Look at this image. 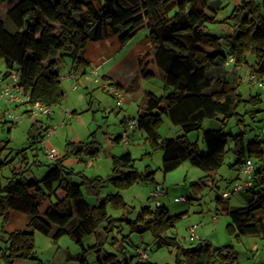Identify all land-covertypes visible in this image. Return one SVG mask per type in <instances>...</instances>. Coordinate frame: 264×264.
Returning a JSON list of instances; mask_svg holds the SVG:
<instances>
[{
  "label": "trees",
  "instance_id": "obj_1",
  "mask_svg": "<svg viewBox=\"0 0 264 264\" xmlns=\"http://www.w3.org/2000/svg\"><path fill=\"white\" fill-rule=\"evenodd\" d=\"M208 1L17 0L7 10L6 18L0 19V61L5 67L0 83L10 72L16 71L22 92L30 97L29 102L55 106L64 95L59 73V64L64 58L70 60V71H85L91 62L85 56L90 40L115 38L122 47L140 28L146 27L153 47L150 60L144 62L141 56L137 59L138 70L129 84L111 82L110 85L123 93L133 92L140 77L152 75L147 68L149 62L160 71L164 89H169V92L165 96L145 92V108L135 118L138 130H142L146 140L161 151L163 173L188 160L208 175L222 163L229 137L234 141L233 149L239 154L238 163H241L242 133H226L223 126L203 131L206 153H200L197 143L189 141L186 134L199 129L204 119H219L221 124H225L232 117H239L237 108L243 99L237 91V79L234 75L228 81L227 70L223 66L231 63L236 67L251 53L255 57L257 73L264 78V0H240L234 5L225 18L232 23L231 32L222 36L205 31L206 24L220 22ZM222 68L223 72L218 76L211 74L213 70ZM257 101L258 96L250 97L251 104ZM24 112L29 113L27 108ZM162 115L179 126L183 134L160 138L158 127ZM6 122L9 121L2 120L0 115V123ZM48 127L40 120L31 123L30 147L33 145L37 150L36 144L43 141ZM119 137L117 134L114 140L118 142ZM6 144H0V217L6 219L12 211L27 215V230L3 231L7 246L2 258L7 264H13L15 259L34 258V230L51 235L54 241L68 235L81 247L74 256L80 264H87L86 253L96 246L85 247L84 239L99 234L101 225L107 232L117 222H125L130 232L141 234L150 231L156 247L176 245L175 238L168 237L166 233L184 212L172 214L166 206L156 203L154 207H142L135 218L128 215L111 217L106 213L107 204L115 208L126 207L119 192L101 195L107 184L120 190L137 181L153 180L151 169L139 171L134 167L130 152L113 156L109 175L86 176L74 171L66 161L70 156L80 157L82 154L94 157L98 150L94 138L67 141L64 153H57L46 165L44 176L36 179L22 168L29 164L24 157L25 149L17 152L22 159L15 167L14 157L8 158L11 151L2 156L5 149L10 150ZM261 144H264V134L255 135L249 149L259 159L263 152ZM9 164L12 165L10 174L3 181L2 170ZM82 189L94 198L93 203L87 200ZM247 191L250 195L246 205L226 209L231 221L229 225L237 236L264 238V169L261 170L260 165L254 166L253 182ZM46 199L49 204L40 213V205ZM111 243L114 245L118 240L113 238ZM203 247L206 252L211 249L206 243L195 248H181L180 252L189 260L197 259ZM212 251L226 259L227 264H233L232 259L236 257L231 246L212 248ZM135 256H138L136 252L124 260V264H129ZM137 259L133 264H152ZM97 264L122 263L116 254L107 252L98 258Z\"/></svg>",
  "mask_w": 264,
  "mask_h": 264
},
{
  "label": "rangeland",
  "instance_id": "obj_2",
  "mask_svg": "<svg viewBox=\"0 0 264 264\" xmlns=\"http://www.w3.org/2000/svg\"><path fill=\"white\" fill-rule=\"evenodd\" d=\"M16 1H0V18H6L7 9ZM217 1L222 5L214 15L220 22L206 24L205 31L222 36L231 32L230 24L232 23L225 18L231 13L235 0H209L211 4ZM147 35L148 29L142 27L122 47L115 38L102 41L90 40L85 56L92 62V66L83 73L76 72L74 79L71 80L62 78L70 69V60L67 57L64 58L59 64L60 86L64 95L57 105L51 107L49 114L33 116L24 112V108L18 105L11 109L10 112L14 116L10 119L4 112V106L0 105L2 120L9 121L0 123V144L7 142L6 145L10 149H5L2 156L7 155V151H11L8 158L14 157L13 164L16 165L22 159V155L17 152L25 149L24 157L29 164L26 167L23 165L22 168H26L29 174L40 179L46 172V165L51 162L45 154L47 148L54 147L57 153L62 155L67 141H88L94 138L98 146L94 157L86 154L80 157L70 156V159L74 161L68 163V166L74 171L86 176L105 177L110 174L113 156L126 152H130L136 169L143 171L149 168L153 171L152 181H137L124 189L117 190L107 184L102 189L101 195L119 192L126 203L124 209L107 204V215L111 217L128 215L129 218H135L142 207H154L156 201L166 206L172 214L184 212L182 218L166 233L168 237L175 238L176 245L156 247L150 231L141 234L130 232L125 222L120 224L117 222L115 227L107 232L101 225L99 234L90 235L83 241L85 247L96 245L86 253L87 264H97L98 258L107 252L116 254L118 260L124 264V260L135 255L137 246L143 248L148 256L142 261L152 264H196L199 262L227 264L226 259L212 251V248L224 246H231L236 253V257L232 259L233 264H264V238L256 235L237 236L229 225L231 221L226 213L227 208L246 205L250 195L249 191L231 192L235 184L245 179L241 170L242 162L249 158L255 167L264 163V144H261L263 151L261 159L253 151H249L253 146L255 135L264 134V90L250 79L251 72H257L255 57L248 53L242 64L236 67H233L231 63L223 66L227 70L228 81H231L234 75L237 79V91L243 99L237 108L239 117H232L225 124H221L219 119H204L199 129L186 134L189 141L197 143L200 153H206L202 140L203 131L223 126L226 133L232 135L242 133L241 163H238L239 154L233 149L234 141L229 137L226 146L228 150L224 154L222 163L208 175L188 160L183 161L176 169L163 173L161 151L146 140L142 130H133L135 132L129 134L125 143L121 137L118 142L114 140L117 134H122L125 126L123 120L136 117L142 110L145 92H152L158 96H165L169 92V89H164L160 71L149 62L148 69L152 75L149 78L140 77L138 87L133 92L122 93L123 99L120 105L116 104L115 95L111 92V79L104 77V75H110L121 82H127L129 76L133 77L137 68V59L141 56L144 57V62L150 60L149 54L153 47ZM223 68L213 70L211 74L218 76L223 72ZM92 69H96V74L90 72ZM4 71V64L0 61V78ZM73 84L76 85L75 89L72 88ZM251 96H258L259 101L251 104ZM34 120H40L54 129L52 135L44 136L43 141L36 144L37 150L33 145L29 146L31 144L28 138L30 126ZM158 133L163 139L174 138L183 134V131L179 126L172 124L166 115H162ZM11 168V164L3 168L1 173L3 181L9 176ZM156 187L159 193L152 197L150 193L156 191ZM82 191L87 200L93 203L94 198L84 189ZM227 191L229 194L222 196ZM179 197H183L185 201H176L175 198ZM48 204L49 200L46 199L40 205V213H43ZM26 222L27 215L19 211H12L6 219L0 217V264H7L2 258V253L7 246L3 239V231L27 230ZM191 226H194L193 232L190 231ZM33 237L34 258L15 259L13 264H80L74 256L81 251V247L68 235H63L54 241L51 235L34 230ZM113 238H116L118 243L113 245L111 243ZM206 243L210 244V251L206 252L203 247L197 259L189 260L180 252L181 248H195ZM96 248L99 250L96 251ZM137 258L138 256H135L129 264H133L138 260Z\"/></svg>",
  "mask_w": 264,
  "mask_h": 264
},
{
  "label": "built area",
  "instance_id": "obj_3",
  "mask_svg": "<svg viewBox=\"0 0 264 264\" xmlns=\"http://www.w3.org/2000/svg\"><path fill=\"white\" fill-rule=\"evenodd\" d=\"M231 61V56H229L228 62ZM226 62V63H228ZM93 74H96V69H92L90 71ZM75 73L72 71L67 72L65 75L62 76L63 79L71 80L74 79ZM250 79L253 83H257L258 86L264 90V78H262L259 73L252 71L250 74ZM72 88L75 89L76 85L73 84ZM111 92L115 95L116 98V104L120 105L122 103L123 99V92L111 88ZM30 97L28 94H25L22 92L21 87L19 85V73L16 71L10 72L9 76L2 80L0 83V105L4 106V112L6 113L7 117L12 119L13 114L10 112L11 109L15 106L21 105L26 106V108L29 111L30 115L36 116V115H45L49 114L51 111L50 106H46L42 104L39 101L35 102H29ZM124 129L122 131V134H120V137L122 138V141L125 143L127 142V138L129 137V134L131 131L138 129L137 126V120L135 117L133 118H125L124 120ZM54 129L52 127H48V129L45 131V136L49 137L52 135ZM119 137V138H120ZM46 156L52 160L57 154V151L54 149V147L47 148L45 150ZM260 169H264V163L260 165ZM242 172L244 173L245 179L241 183H237L233 186L231 192H245L248 190L250 185L253 182V170H254V164L253 162L247 158L242 165ZM159 192L157 191H151L150 195L152 197L156 196ZM229 194V191L224 192L222 196H227ZM176 201H185L183 197L175 198ZM158 203V201H156ZM190 231H194V226L190 227ZM135 252L138 255L139 259H146L148 256L145 253L144 249L137 246L135 248Z\"/></svg>",
  "mask_w": 264,
  "mask_h": 264
},
{
  "label": "crops",
  "instance_id": "obj_4",
  "mask_svg": "<svg viewBox=\"0 0 264 264\" xmlns=\"http://www.w3.org/2000/svg\"><path fill=\"white\" fill-rule=\"evenodd\" d=\"M240 2V0H235V5L236 4H238ZM221 5H222V3L221 2H219V1H217V2H215V4H211L209 1H208V6H210L211 7V9H213V10H217V9H220L221 8ZM9 9V8H8ZM7 9V10H8ZM216 13V12H215ZM0 19H2V20H4V18H0ZM69 60V59H68ZM92 66V62H90V67ZM148 68V67H147ZM70 70V69H69ZM68 70V71H69ZM137 70H138V68H136V72H135V74L137 73ZM68 71H66V72H68ZM80 72H84V71H80ZM134 75V74H133ZM104 77H106V78H110L111 80V82H116V83H120L121 85H127V84H129V82L132 80V78L133 77H131V76H129V79H128V81L127 82H121L120 80H117V79H114V78H112L110 75H104ZM125 93H127V92H125ZM129 93H131V92H129ZM23 108H24V110L26 109V106L24 107V106H22ZM145 108V101H144V104H143V107H142V110L141 111H143V109ZM140 111V112H141ZM140 112H138V113H140ZM8 118V117H7ZM131 132H135V131H131ZM131 134V133H130ZM131 136V135H130ZM132 137V136H131ZM74 161V159H68L66 162L67 163H72ZM17 165H19V164H13V166H17ZM87 165V164H86ZM89 165H91V163L89 164ZM211 173V172H210Z\"/></svg>",
  "mask_w": 264,
  "mask_h": 264
}]
</instances>
